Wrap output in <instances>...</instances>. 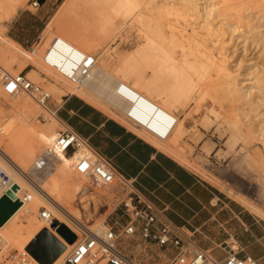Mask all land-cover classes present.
Instances as JSON below:
<instances>
[{"label":"bare ground","instance_id":"obj_1","mask_svg":"<svg viewBox=\"0 0 264 264\" xmlns=\"http://www.w3.org/2000/svg\"><path fill=\"white\" fill-rule=\"evenodd\" d=\"M25 1L0 0V22L14 16ZM92 3L96 15L88 19L85 26L61 20L75 8L76 0L62 3V8L48 25L49 35L57 30L55 38L64 39L87 53H96L102 49V61L96 56L97 66L81 84H73L62 75H56L58 72L54 68L44 64L41 60L45 61L48 51L42 56L40 47L34 51L36 56H32L19 42L0 34L1 72L16 74L12 69L13 63L24 68L40 67L48 74L56 75L66 86L79 90L82 95L98 103L141 136L171 153L173 150H180L181 141L192 130L187 126L192 114L186 113L181 118L174 109L183 108L185 102L197 101V96L206 91L203 87H197L203 82L202 74L214 71L223 79V94L236 96L244 106H249V110L240 106L235 109L237 122H250L248 137L257 132L260 136L264 135V0H92ZM122 7L130 8L129 18L137 22L141 32L145 34L146 42L135 50L136 55L170 51V59L163 61L164 67L172 75L170 83L162 87L157 96L132 84L123 74V69L115 70L117 75L109 69L111 55L106 47L102 48V44L112 38L116 26L117 15L110 8L116 11ZM55 26L58 29L54 31ZM91 28L93 32L90 31ZM237 41L244 46L255 45L254 50L258 48L260 52L257 57L263 60L256 61L255 57L246 59L244 55H239L231 61V55L236 51L229 53V46ZM238 45L237 43L236 46L239 47ZM250 45L248 47H252ZM172 51L181 54L173 56ZM33 71L34 68L27 76H34ZM195 75L199 77L196 78ZM120 85H124L127 98L118 95L117 88ZM51 90L55 92L60 87L54 85ZM88 90L100 95V100ZM22 92L24 91L15 95L8 94L17 97L11 104L21 119L13 116L6 123L8 119L3 121L0 111V128L6 134V137L0 139V167L13 180L19 197L28 193L32 198L25 204L18 200L21 202L19 207L6 222L0 224V258L6 256L7 261V258L13 257L9 261L14 264L18 262L19 255L26 251L28 261L25 264H42L28 251V247L42 230L47 229L65 246L51 264H67V257L89 230L104 232L108 225L104 221L99 224L100 227L93 229L85 224L81 211L72 207L85 182L89 180L77 171V163L85 156L86 150L79 149L75 154L68 155L56 148V140L61 131L56 129V122H60L62 126L64 123L58 116L42 111L41 105L33 101L34 97ZM204 95L208 97L211 94L205 92ZM220 95L217 93L210 96L213 100V104L208 107L210 113L219 114L214 103ZM127 112L141 124L151 129H161L164 136L169 135L168 139L154 137L146 128L131 121ZM36 117L42 118L40 123L33 122ZM256 120L258 124L254 123ZM232 128L235 130L233 126ZM240 140V134L232 132L227 147L234 150ZM262 140L264 143V137ZM44 147L46 150L36 166L45 171L46 176L39 184L32 183L28 179L30 169L25 160ZM261 148L264 149V146ZM179 159L185 161L182 157ZM44 211L51 213L50 220L42 218ZM61 226H67L76 235L73 242H69L58 232Z\"/></svg>","mask_w":264,"mask_h":264},{"label":"rangeland","instance_id":"obj_2","mask_svg":"<svg viewBox=\"0 0 264 264\" xmlns=\"http://www.w3.org/2000/svg\"><path fill=\"white\" fill-rule=\"evenodd\" d=\"M65 2L66 0H43L41 6L36 9L30 5V0H26L24 6L18 8L14 16H11L6 21L0 22V34L3 37H10L19 42L25 51L32 56H36L34 51L41 47V54L43 56L57 36L55 35L57 27L55 26L53 28L56 32L53 35H49L48 25ZM91 3L92 0H76L75 8L61 19L62 22L74 21L77 25L85 26L88 24V19L90 20L93 18L94 14L96 15L94 6H91L94 3ZM110 10L112 12L114 11L117 15L116 26L113 29L112 38L110 40H105L102 44V48L106 47L108 53L111 55L110 58L112 60L109 69L116 75L117 73L115 70L118 68L123 69V74L126 75L127 79L130 80L132 84L136 85L141 90L157 96L162 90V87L170 83V77L172 75H170L167 68L163 65V61L170 59V51L168 53L153 52L154 54L156 53L155 55L153 53L136 55L135 50L146 42L145 34L141 32L140 25L129 18L131 17L130 8L122 7L116 11L110 8ZM92 11L94 12L92 13ZM20 13L24 15L25 21L23 25L15 23ZM78 16L81 18H77ZM41 19H43V21H41ZM90 31L93 32V29L91 28ZM39 35V41L34 44L33 41L27 43V39L32 40ZM237 43L239 47L236 46ZM237 43L234 44L233 42L229 46V53L232 54L233 51H236L234 55H231V61L237 59L239 55L242 57L244 55L246 59L255 57L256 61L263 60L257 57L260 52H258V48V50H254L256 48H254L255 45L247 44V46H244L242 43L240 44L239 41H237ZM248 45L252 47H248ZM165 46L168 47V45ZM88 53L97 56L99 61H102V49L96 51V53ZM171 53L173 56L177 57L181 54V52L175 53V51ZM41 61L46 64L43 60ZM32 68H34L32 72L34 76L27 77L51 93V99L47 104V108L51 111H54L53 104L61 103V98L64 94H79L87 100L99 105L87 96L82 95L79 90L72 89V87L66 86L63 82H60L56 77V75H60L59 73L52 76L48 74L47 71L37 66L24 68L18 63L12 64L13 71H16L14 75L21 72L27 75ZM195 77L198 78L199 75H195ZM202 77L203 82L198 84L197 87L205 88L206 94L216 95L218 93L222 95L219 96V99L216 98L214 103L219 114L209 112L208 107L213 104V100L212 97H210L211 95L208 97L204 95L205 92H201L197 96V101L194 103L188 101L185 102L183 108H175L174 110L181 118H184L186 113L192 114V117L187 121V126L191 127L192 130L185 136L184 140L181 141L180 150H178V152L177 150H173L170 155L178 160H180L179 157H182L185 160L182 162L187 164L188 168L195 172H197V168L205 174L204 176L208 178V180L218 185H220V183L223 184L225 187L223 190L228 194H230L229 191H231V194L236 195V197L248 201L249 204L255 208V212L253 211L254 214L264 218V149L261 148V146H264L262 140L264 135L260 136V133L257 132L251 137H248L250 122H237V116L235 115L236 107H245L249 110V106H244L236 96L231 97L223 94L221 89V82L223 79L219 73L209 71L202 74ZM241 78H243V75ZM54 85L60 87V90L55 92L54 90L52 91L51 88H53ZM0 87V111L3 116V121H7L8 119L6 122L8 123L13 116L21 119L18 113L14 111L13 105L11 104L17 97L6 94L1 82ZM88 91L92 93V95L95 94L90 90ZM22 93L27 95L25 91ZM28 95L33 98L30 93H28ZM95 95L97 96L98 94ZM96 96L95 98L100 100L101 96ZM223 96L227 97L224 98ZM33 101L38 103L35 99ZM40 107L42 111L52 114L45 107ZM206 114H208L207 117H205ZM41 119V117H36L33 119V122L40 123L39 121ZM118 120L123 122L120 119ZM245 120L248 119L246 118ZM123 123L126 124L125 122ZM254 123L258 124V120ZM127 126L130 127L129 125ZM56 129L62 130L64 126H62L60 122H56ZM232 132H237L241 136V140L234 150L227 147ZM3 137H6V134L0 128V139H3ZM45 150L46 147L40 149L25 160L30 169V174L28 173V176L32 183L35 182L39 184L46 176L45 171L36 166ZM125 201H127L126 193L122 191V188L116 182L111 186L100 188L94 186L92 182L88 180V182H85L77 199L72 203V207L81 211L85 224L93 227V229L100 227L99 224L104 221L108 227L114 225V223L118 221L119 225L117 226L121 229L123 225L129 222V218L124 212ZM96 221H98V223H95ZM48 243L47 241V244ZM235 246L238 248V245ZM119 247L122 252L140 264H172V260L176 255V249L174 247H163L155 241L145 242L139 234L134 236L122 234ZM5 259L6 256L0 258V264H12L11 261L13 257L7 258V261Z\"/></svg>","mask_w":264,"mask_h":264},{"label":"crops","instance_id":"obj_3","mask_svg":"<svg viewBox=\"0 0 264 264\" xmlns=\"http://www.w3.org/2000/svg\"><path fill=\"white\" fill-rule=\"evenodd\" d=\"M24 21L20 13L15 23L23 25ZM53 108L65 125L109 159L122 175L134 180L147 201L161 209L173 224L192 232L214 258L225 259L227 244L235 243L240 257L264 264V218L254 214L255 208L248 201L231 191L228 194L223 184L208 180L197 168L199 174L188 168L79 94H64Z\"/></svg>","mask_w":264,"mask_h":264},{"label":"built area","instance_id":"obj_4","mask_svg":"<svg viewBox=\"0 0 264 264\" xmlns=\"http://www.w3.org/2000/svg\"><path fill=\"white\" fill-rule=\"evenodd\" d=\"M42 1L30 0V5L38 9ZM39 40L40 35L33 40V44ZM47 51L44 62L76 85L88 78L98 63L95 55L87 53L59 37L53 40ZM0 81L6 94L15 95L19 91L28 92L41 106L47 108L51 93L30 80L23 72L17 75L3 72L0 75ZM117 93L122 97H128L124 85L117 88ZM49 111L57 116V110L49 109ZM127 117L139 127L146 128L154 137L160 140L168 139L169 135L164 136L161 129H151L141 124L130 112H127ZM56 148L68 155L75 154L79 149H85V156L81 157L77 163V171L89 178L94 186L100 188L111 186L116 182L126 193L127 201L124 202V212L129 218V222L121 229L118 228L119 222L117 221L114 225L106 228L104 232L89 230L67 257V264H140L120 249L119 241L122 234L126 236L139 234L145 242L155 241L163 247H174L176 255L172 264H261L251 257H240L235 243L227 244L229 253L225 259L214 258L209 250L204 249L196 241L192 232L169 221L161 209L140 194L135 187L134 180L122 175L109 159L95 151L86 139L65 124L56 140ZM4 196L20 200L23 204L30 202L32 198L28 193H23L19 197L13 180L0 167V200ZM42 218L50 220L52 215L49 211H44ZM18 259V262L14 264H25L28 261L27 252L21 253Z\"/></svg>","mask_w":264,"mask_h":264},{"label":"water","instance_id":"obj_5","mask_svg":"<svg viewBox=\"0 0 264 264\" xmlns=\"http://www.w3.org/2000/svg\"><path fill=\"white\" fill-rule=\"evenodd\" d=\"M20 203V201L13 200L8 196H4L0 200V224L9 219ZM58 232L69 242H73L76 239V235L67 226H61ZM47 241L50 244H47ZM64 248L65 246L49 230L44 229L28 247V251L42 264H51Z\"/></svg>","mask_w":264,"mask_h":264}]
</instances>
